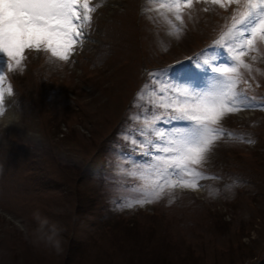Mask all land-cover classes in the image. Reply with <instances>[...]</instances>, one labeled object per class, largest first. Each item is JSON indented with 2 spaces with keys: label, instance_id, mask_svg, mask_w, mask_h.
<instances>
[{
  "label": "rangeland",
  "instance_id": "obj_1",
  "mask_svg": "<svg viewBox=\"0 0 264 264\" xmlns=\"http://www.w3.org/2000/svg\"><path fill=\"white\" fill-rule=\"evenodd\" d=\"M92 3L87 38L62 68L26 50L24 70L7 73L0 264H264V107L221 121L233 136L209 152L197 188L166 187L157 200L121 206L142 198L129 163L144 160L130 151L146 106L137 93L151 87L150 73L190 67L188 57L213 46L231 23L226 8L193 0L177 38L150 0ZM256 50L258 60L245 56L247 79L264 85V46ZM247 95L264 100L261 90ZM37 213L64 229L61 252L37 242Z\"/></svg>",
  "mask_w": 264,
  "mask_h": 264
},
{
  "label": "snow or ice",
  "instance_id": "obj_2",
  "mask_svg": "<svg viewBox=\"0 0 264 264\" xmlns=\"http://www.w3.org/2000/svg\"><path fill=\"white\" fill-rule=\"evenodd\" d=\"M206 2L221 8L235 5L231 23L213 46L187 58L190 67L177 62L179 67L150 73L151 87L146 84L137 93V101L146 106L141 113L143 128L139 139L131 140L130 151L144 160L138 163L133 155L129 163L131 174L143 182L137 189L142 198L126 201L122 207L157 200L166 187L197 188L205 178L200 166L209 152L223 136H233L221 121L245 108L264 107V100L247 95L251 88L247 76L253 67L245 61L249 52L264 46V0ZM150 3L170 25V34L179 38L193 0ZM97 6L92 0H0V52L8 58L0 72V112L5 113V102L13 92L7 73L24 70L26 50L47 54L50 63L69 62L87 38Z\"/></svg>",
  "mask_w": 264,
  "mask_h": 264
},
{
  "label": "clouds",
  "instance_id": "obj_3",
  "mask_svg": "<svg viewBox=\"0 0 264 264\" xmlns=\"http://www.w3.org/2000/svg\"><path fill=\"white\" fill-rule=\"evenodd\" d=\"M50 64L55 65L57 68H62V64L59 61ZM4 115V112H0V119H2ZM5 123L7 126L11 123V119ZM35 218L38 223V227L35 230L37 233V242L43 241L53 247L57 253L61 252L63 250L62 232L64 229L58 223L50 221L48 217H45L40 213H37Z\"/></svg>",
  "mask_w": 264,
  "mask_h": 264
},
{
  "label": "bare ground",
  "instance_id": "obj_4",
  "mask_svg": "<svg viewBox=\"0 0 264 264\" xmlns=\"http://www.w3.org/2000/svg\"><path fill=\"white\" fill-rule=\"evenodd\" d=\"M6 117H10V116H12V112H11V109L8 111V112H6Z\"/></svg>",
  "mask_w": 264,
  "mask_h": 264
},
{
  "label": "trees",
  "instance_id": "obj_5",
  "mask_svg": "<svg viewBox=\"0 0 264 264\" xmlns=\"http://www.w3.org/2000/svg\"><path fill=\"white\" fill-rule=\"evenodd\" d=\"M91 203H93V202H91Z\"/></svg>",
  "mask_w": 264,
  "mask_h": 264
}]
</instances>
